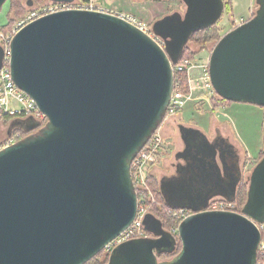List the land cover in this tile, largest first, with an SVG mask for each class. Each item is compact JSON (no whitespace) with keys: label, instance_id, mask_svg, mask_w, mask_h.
<instances>
[{"label":"water","instance_id":"95a60500","mask_svg":"<svg viewBox=\"0 0 264 264\" xmlns=\"http://www.w3.org/2000/svg\"><path fill=\"white\" fill-rule=\"evenodd\" d=\"M183 1L184 13L151 28L164 46L106 10L50 13L14 36L12 78L47 122L14 120L8 136L15 128L37 131L0 149V264H87L132 224L138 207L132 163L167 115L174 64L190 38L225 11L224 0ZM257 2L256 14L216 44L209 75L221 98L264 108V0ZM181 135L187 165L178 181L164 182L170 208L194 211L179 224L181 250L160 259L178 241L148 214L152 238L119 244L107 264H258L264 151L242 212L211 210L218 194L236 199L238 179L237 171L223 178L216 156H237L192 128L181 127Z\"/></svg>","mask_w":264,"mask_h":264},{"label":"rangeland","instance_id":"374dc122","mask_svg":"<svg viewBox=\"0 0 264 264\" xmlns=\"http://www.w3.org/2000/svg\"><path fill=\"white\" fill-rule=\"evenodd\" d=\"M12 1L16 2L18 0H7L0 9V33L3 34L10 32L13 27L17 26V24H19L26 16L30 15L31 13L43 12L50 7L53 8L54 6H60V3L58 4V2L54 0H29V2L32 3L31 5L27 4V0H20L18 2V6H21V9L17 12H20L21 16L18 17L15 22L13 21L14 24L11 25L9 14L13 4ZM224 1L226 6L224 15H222L221 19L215 24L216 30L211 32L209 36L205 37L204 39L201 38L203 35L198 33L192 36L188 44H186L187 46L185 47V50L186 54L188 55L186 58L191 60L193 67L189 70L190 74L186 73L183 76L184 83L185 79H187V85L185 83L186 86L183 88V91L187 94L192 93L193 96L191 97L193 99L185 104V106L179 110L177 114L166 116L162 124H160L158 131L163 141V148L160 149L161 153L149 167V179L152 188H155V177L160 179L163 175H165V173H171V171H173L174 168L171 163L175 162V154L179 150L183 149V141L181 137H179L180 133L178 129V123L199 127L204 132H206L207 136H209L211 139L216 136V128L220 127L224 136H229L231 141L238 147L242 157V163L244 167L243 180L239 187L237 198L231 205L226 207L229 211L241 213L245 205L243 204L245 201L244 194L248 189V179L251 176L254 167L259 162V159L262 158L264 151L263 142L260 143L257 149L249 151L240 137L241 134H239L242 127L240 122H238V119L245 118L246 120V116L253 117L254 113L248 110L249 106L253 105L247 103L240 104L237 102H226L223 100V98L218 96L214 89H204V84L202 81L208 77L206 75L207 73L209 74L210 56L218 41L227 32L233 30L238 25L252 18L256 14L259 5L257 0H230L231 7H229L228 4L226 5L228 0ZM170 3L171 7L168 14L174 13L176 11L181 13L185 12L186 5H184L185 3L183 0H171ZM7 25H9V27L3 30V28ZM147 26L149 27L148 24ZM155 38L161 45L164 46V41L161 38L156 36ZM186 58H184L182 62H184ZM254 108L258 115L261 113V116H263L262 122L264 126V108L260 106H256ZM257 114L256 116H258ZM15 120L19 121L22 119L17 118ZM244 122L242 123V126ZM6 130H8V124L3 120H0V143H5L10 137L8 136V131ZM246 131H248V129H246ZM261 134L263 136V131ZM215 142L216 144L224 146L223 142ZM153 173L154 178L152 179ZM220 200L224 199L218 198L214 201V203L218 204L221 202ZM165 216L166 218H164V216L162 217L164 218L166 228L173 230L174 228L168 226V219H177L174 217H169L168 215ZM169 258L170 257L160 256L161 260Z\"/></svg>","mask_w":264,"mask_h":264},{"label":"built area","instance_id":"2783aa9c","mask_svg":"<svg viewBox=\"0 0 264 264\" xmlns=\"http://www.w3.org/2000/svg\"><path fill=\"white\" fill-rule=\"evenodd\" d=\"M96 0H81L73 3H60V6L50 7L43 12H34L30 15L26 16L17 26L13 27L10 32L7 34L0 33V45L3 49V59L2 66L0 67V120L4 117H18L21 116L24 119L34 118L39 121L43 114L38 109L37 103L35 100L28 95L26 92L21 91V89L16 85L12 78V73L10 69L11 64V49L10 43L14 36L27 24H30L34 20H37L47 14L58 12L66 9H90V10H98L95 6ZM59 4V3H58ZM128 21L133 22L135 25L140 27L145 32L151 33L150 26L148 27L146 23L139 22L135 18L126 17ZM155 36L153 33H151ZM159 38V37H158ZM165 45V43L163 42ZM183 61V60H182ZM191 60L187 59L184 62H179L174 65V92L172 95L171 103L166 116L175 115L181 110L185 104H187L191 99L192 93H185L183 88L186 86L184 83L183 76L187 73L190 74V69L192 68ZM203 80L204 89L213 88L210 75ZM23 120V119H22ZM40 122V121H39ZM159 131L157 130L155 134L151 137L149 143L145 146V148L140 151L139 154L135 157L132 163V176L134 185L136 188V193L138 197V207L137 214L134 217V221L132 224L124 230L119 236L115 238V240L108 243L102 253L106 256L111 255L112 251L119 245L130 240L146 237L151 235V232L146 230L144 225V220L148 214H152L155 209L163 208V204L160 202L156 191L152 188L149 179V167L152 162L158 157L161 153L160 149H162V138L159 135ZM22 137L19 133H15L11 135L3 145L0 146V149L16 143ZM221 202L218 204L214 203V201L210 204L209 209L211 210H228L226 207L231 205L233 202H229L227 200H220ZM165 214L169 217H174L179 221L184 220L191 214L188 212L186 208H170L167 207L165 210ZM258 227L261 229L264 238V223H257ZM178 228H174L173 231H177ZM262 238V242L259 246V258L258 264H264V239Z\"/></svg>","mask_w":264,"mask_h":264},{"label":"crops","instance_id":"0c3cea01","mask_svg":"<svg viewBox=\"0 0 264 264\" xmlns=\"http://www.w3.org/2000/svg\"><path fill=\"white\" fill-rule=\"evenodd\" d=\"M76 1H81V0H72V1L65 0V1H57V2L66 4V3H73ZM170 2L171 0H96L95 6L97 7L98 10H103V11L106 10L107 12L118 14V16L121 15V16L135 18L139 22L146 23L150 26V28H152L151 24H153L154 21L161 19L165 17L166 15H168V13L170 12V7H171ZM254 107L249 106L248 108L250 112L254 113L253 117L246 116V120L245 118H241V119L237 118L238 122H240V125L242 127L241 132H239V134H241L240 137L244 145L248 148L249 151L253 149H257L260 143L263 142V136H264V132H263V136L261 134L264 129L263 122H262L263 116H261V113L260 115H258ZM256 114L259 117L256 116ZM14 120L15 119L7 123L8 130L10 129L11 122H13ZM243 122L244 124L242 126ZM181 127L192 128L193 130L204 134V136L207 138V140L211 144H215L216 143L215 141H220V142H223L231 150H233V153H235V155L237 156V160H232V159L229 160V158H227L228 161L226 159L222 160L219 156V153L216 156V160L220 167V170L222 173L221 175L223 176V178L227 176L228 172H235V171L238 172V179L235 184V198H237L239 187L242 183L243 175H244L242 157H241L238 147L231 141L229 136H224L220 127L216 128V131H215L216 136H214V138L212 139L209 136H207V133L204 132L201 128L196 127V126L185 125L182 123H178V129L180 133L179 137L182 136ZM246 129H248V131H246ZM8 135H9V131H8ZM181 139L183 141V149L179 150L175 154V162L171 163L174 168L173 171H171V173H165V175H163L160 179H157L156 177L154 178V173L152 175L153 176L152 179L154 178V182H155L154 191H156L157 195L159 196L160 202L166 205H168L167 203L168 201L166 199L168 195L166 196L165 188L167 187L164 185V182L170 181V180L178 181L180 177H182L181 176V172H182L181 166L187 165V161L181 155L182 153H185L187 146L182 137ZM3 143L4 142H1L0 145ZM227 154L229 156L232 155L229 153ZM231 164H233V166H231ZM218 198L226 199V196L224 194H218L216 197L210 200V204Z\"/></svg>","mask_w":264,"mask_h":264},{"label":"trees","instance_id":"16d2710c","mask_svg":"<svg viewBox=\"0 0 264 264\" xmlns=\"http://www.w3.org/2000/svg\"><path fill=\"white\" fill-rule=\"evenodd\" d=\"M20 0H18V1H12L13 2V4H12V8H11V12H10V14H9V17H10V24L12 25V24H14V22L16 21V19H18V17H20L21 16V14H20V12H17V11H19L20 9H21V6H18V2H19ZM29 3V0H27V4ZM228 4V6L229 7H231V1L230 0H228L227 2H226V5ZM29 5H31L30 3H29ZM18 6V7H17ZM14 21V22H13ZM157 21V20H156ZM156 21H154L153 22V24L156 22ZM9 24V25H10ZM153 24H151V27L153 26ZM9 25H7L6 27H4L3 28V30L4 29H7L8 27H9ZM10 25V26H11ZM216 29H215V25H213V26H211V27H209V28H206V29H202V30H199L198 32H196L194 35H196V34H202L203 36L201 37V38H205V37H207V36H209V34L211 33V32H213V31H215ZM193 35V36H194ZM0 47H1V45H0ZM188 55L186 54V50H185V48H184V51H183V54H182V56H181V58L179 59V61H178V63L179 62H182V60L184 59V58H186ZM189 57H191V56H189ZM177 64V63H176ZM175 65V64H174ZM185 83H186V85H187V79H185ZM224 101H226V102H231V101H229V100H226V99H223ZM17 118H20V119H23V120H25L23 117H21V116H16V117H4L2 120L5 122V123H9L10 121H12L13 119H17ZM40 122H41V124L42 125H45L46 124V122H47V118L45 117V116H43L40 120H39ZM15 133H21V134H23V136H26L28 133H25L23 130H21L20 128H17V129H15V130H13V133L12 134H15ZM3 145V144H2ZM1 146V145H0ZM262 157H263V155H262ZM155 189V188H154ZM248 190V189H247ZM247 190H246V192H245V201H246V199H247ZM158 196V195H157ZM158 198H159V196H158ZM159 200H160V198H159ZM245 201H244V203L243 204H245ZM163 204V203H162ZM167 207H169L168 205H166V204H163V208H160V209H155L154 210V212L152 213V215H154V217H156V218H160L161 219V217L162 216H164V218H166V214H165V210H166V208ZM164 218L162 217V220H163V222H164ZM168 221H169V227H171V228H178L179 227V224L181 223V221H179V220H170V219H168ZM166 227V226H165ZM166 229H168V228H166ZM168 230H170V228L168 229ZM172 230V229H171ZM175 235H176V238H177V248L175 249V251L173 252V253H164V254H162L161 256H166V257H173V255H176L180 250H181V248H182V242H180L181 240H180V238L178 237V233H175ZM109 259H110V255H105L104 253H101V254H99L97 257H95V258H93L90 262H88L87 264H107L108 262H109Z\"/></svg>","mask_w":264,"mask_h":264},{"label":"flooded vegetation","instance_id":"af4514ba","mask_svg":"<svg viewBox=\"0 0 264 264\" xmlns=\"http://www.w3.org/2000/svg\"><path fill=\"white\" fill-rule=\"evenodd\" d=\"M226 7V6H225ZM21 130H23V129H21ZM25 133H28V134H30V133H33V132H36L37 130L35 129V130H31L30 132H26L25 130H23ZM20 134V136L22 137V138H24L25 136H23V134H21V133H19ZM27 134V135H28ZM21 138V139H22ZM225 145V144H224ZM230 149V148H229ZM230 152H233V150H231L230 149ZM224 200H226V199H224ZM209 208V207H208ZM187 210H188V212L190 213V214H192V213H194V211L192 210V209H190V208H186ZM161 222H162V228L164 229V230H166V231H168V232H170V233H172V234H174V236H176L175 235V233H178L177 231H173V230H168V229H166V227H165V223L163 222V220L162 219H160V218H158ZM152 235H153V233H151V235H149V236H146V237H140V238H136V239H142V238H152ZM133 240H135V239H133Z\"/></svg>","mask_w":264,"mask_h":264},{"label":"bare ground","instance_id":"6f19581e","mask_svg":"<svg viewBox=\"0 0 264 264\" xmlns=\"http://www.w3.org/2000/svg\"><path fill=\"white\" fill-rule=\"evenodd\" d=\"M152 30V29H151Z\"/></svg>","mask_w":264,"mask_h":264}]
</instances>
